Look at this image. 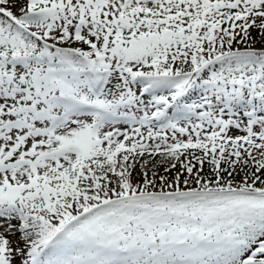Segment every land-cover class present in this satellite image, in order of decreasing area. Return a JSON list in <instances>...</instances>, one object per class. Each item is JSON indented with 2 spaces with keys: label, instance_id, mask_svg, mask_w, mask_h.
<instances>
[{
  "label": "snow or ice",
  "instance_id": "snow-or-ice-1",
  "mask_svg": "<svg viewBox=\"0 0 264 264\" xmlns=\"http://www.w3.org/2000/svg\"><path fill=\"white\" fill-rule=\"evenodd\" d=\"M0 264H264V0H0Z\"/></svg>",
  "mask_w": 264,
  "mask_h": 264
}]
</instances>
